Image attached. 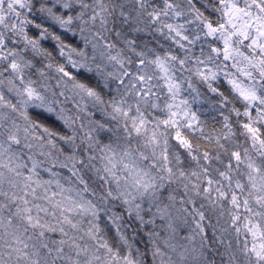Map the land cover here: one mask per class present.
I'll return each mask as SVG.
<instances>
[{
	"label": "snow or ice",
	"instance_id": "6c2138e0",
	"mask_svg": "<svg viewBox=\"0 0 264 264\" xmlns=\"http://www.w3.org/2000/svg\"><path fill=\"white\" fill-rule=\"evenodd\" d=\"M0 264H264V0H0Z\"/></svg>",
	"mask_w": 264,
	"mask_h": 264
}]
</instances>
